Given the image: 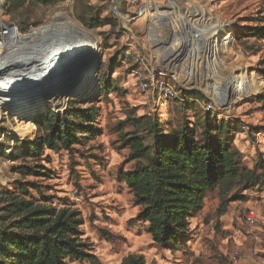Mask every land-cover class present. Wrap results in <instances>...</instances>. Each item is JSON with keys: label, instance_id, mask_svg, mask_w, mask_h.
I'll list each match as a JSON object with an SVG mask.
<instances>
[{"label": "rangeland", "instance_id": "rangeland-1", "mask_svg": "<svg viewBox=\"0 0 264 264\" xmlns=\"http://www.w3.org/2000/svg\"><path fill=\"white\" fill-rule=\"evenodd\" d=\"M216 1L220 6L217 14L226 19L232 18L237 32L236 47L225 54L226 58H222L220 69L216 72L223 77H233L235 74L237 82H245L236 89L221 92L220 99L233 100L230 101L232 107H238L234 109L240 112L239 117L234 119L237 122L231 126L227 123L232 119H225V138L240 151L241 169L264 173V103L256 98L264 92V80L256 73L257 67L264 66V41L250 34L252 29L264 26V0ZM58 12L90 33L99 60L95 56L92 58L95 72L87 77L66 70L61 71V75L55 74L54 82L45 88L51 92V96L46 97L34 112L16 115V120L9 114H2L0 188L23 184L29 189V195L39 202L80 212L83 218L80 227L83 249L95 257L96 264H120L122 258L130 253L142 254L145 264H211L201 259L193 248L195 241L198 239L207 244L210 250L207 248L203 256L209 258V252L221 253L213 247L217 241L226 240V244H230L234 230L240 236L238 242L232 241L231 253L238 248L240 258L246 239L243 238L246 236L244 229L251 228L243 220L244 211L254 208L258 216L254 225L261 226L259 232L264 239V185L254 183L247 187V183L238 181L229 194L220 195L217 189L208 193L204 204L208 212L205 215L196 213L191 217L190 232L174 240L173 248L171 242L165 246L153 242L145 225L136 219L139 207L134 205L131 191L120 178L121 172L135 165L134 161L128 160L130 149L124 143L127 134L136 131L145 145H152L155 131L169 134L183 125H189L198 141L203 143L206 129L219 124L220 120L215 112L207 114L203 111L201 106L206 99L202 90L191 91V98L199 101H190L186 106L190 108L186 111L177 100L161 101L154 106L152 96L136 89L134 79L125 75L116 61L119 43L115 39L114 29L105 25L98 28L88 25L91 19L111 18L106 0H58L54 4H27L16 9L3 6L4 18L24 33L30 26L39 27L49 23ZM67 40L72 41L71 38ZM82 52L86 54V51ZM90 66H86V69ZM251 70L254 77L248 81ZM72 99L78 101H70ZM69 106L73 111L92 108L96 112L92 127L98 134L95 137L87 136L89 138L84 134L82 143L72 146L70 150L61 148L52 151L45 148L38 158L18 159L16 154L20 145L43 137L48 132L46 119L37 124L39 115L41 118L46 114L60 115ZM29 118H33L35 127L25 133L24 127H27ZM238 188L242 190L240 195ZM232 194L235 199L229 201ZM220 202L227 204L221 213L218 212ZM233 209L240 214H236L237 218L230 223L227 214ZM203 226H208L209 230L203 232ZM231 253L226 255L227 262L234 264L229 260ZM221 257H224L223 253ZM64 263L92 264L87 259H66Z\"/></svg>", "mask_w": 264, "mask_h": 264}, {"label": "trees", "instance_id": "trees-1", "mask_svg": "<svg viewBox=\"0 0 264 264\" xmlns=\"http://www.w3.org/2000/svg\"><path fill=\"white\" fill-rule=\"evenodd\" d=\"M57 2L3 0V6L16 9L27 4ZM88 25L95 28L105 25L114 29L116 21L95 18ZM236 33L235 25V37ZM250 34L264 41V26L252 29ZM256 73L264 80V66L257 67ZM191 91L187 92L190 96ZM256 98L264 103V92ZM188 104L182 103L181 107L185 109ZM72 109L69 106L60 115L46 114L43 118L39 115L37 124L46 119L48 132L20 145L17 158H38L45 148L70 150L82 143L85 135L86 138L95 137L98 131L92 126L96 112L92 108ZM229 122L227 124L231 126L237 121ZM224 123L226 121L221 119L219 124L207 128L203 143L198 141L189 125L169 134L155 131L152 145H145L136 131L127 134L124 143L130 149L128 160L134 161L135 165L121 172L120 178L131 191L134 205L139 207L136 219L145 225L155 244L165 246L171 242L173 248L174 240L187 235L191 217L202 210L204 199L211 190L217 189L220 195L229 194L238 181L247 183V187L254 183L264 185V173L240 168L241 153L232 141L225 138ZM30 124L33 130V118ZM238 189L240 195L242 190ZM29 194V189L19 183L12 188H0V264H65L66 259H87L96 264L95 257L83 249L80 212L39 202ZM229 198V201L235 199L233 194ZM224 203L220 202L219 213L225 211L227 204ZM120 264H145V257L130 253Z\"/></svg>", "mask_w": 264, "mask_h": 264}, {"label": "built area", "instance_id": "built-area-1", "mask_svg": "<svg viewBox=\"0 0 264 264\" xmlns=\"http://www.w3.org/2000/svg\"><path fill=\"white\" fill-rule=\"evenodd\" d=\"M106 5L109 16L116 21L114 35L119 43L116 61L124 74L134 79L140 93L153 97L154 106L171 100L180 104L198 102L199 99L191 98L187 93L198 89L206 99L201 106L205 113L215 112L218 120L239 117L240 112L237 113L236 107L231 105L233 100L218 99L217 91H230L245 82L223 87L212 83L219 75L216 71L220 69V61L236 47V23L232 18L217 14L220 6L216 0H106ZM166 9L172 12L164 13ZM174 12L186 18L178 20ZM208 18L217 19L220 28L197 34L196 29L207 23ZM35 28L30 26L26 33L21 32L17 25L4 18L3 0H0V118L2 114H9L16 120V115L21 114L18 111L21 105L24 109L22 114L26 115L34 112L48 97L45 96V88L15 94V81L38 79L49 68L48 59L52 56L49 57L46 41L38 42L37 49L19 52L21 55L14 57L16 38L28 35ZM253 72L248 73L251 75L247 76L248 81L254 77ZM90 73L93 72L87 70L85 77ZM244 212V222L253 227L258 219L256 209ZM208 230V226L202 227L203 232ZM239 236L234 230L232 237L235 242ZM239 254L235 248L229 260L236 262Z\"/></svg>", "mask_w": 264, "mask_h": 264}, {"label": "bare ground", "instance_id": "bare-ground-1", "mask_svg": "<svg viewBox=\"0 0 264 264\" xmlns=\"http://www.w3.org/2000/svg\"><path fill=\"white\" fill-rule=\"evenodd\" d=\"M167 12H172V10L166 9L164 11V13ZM174 15L178 20L186 18V16L176 12H174ZM208 19L210 20L206 21L207 23H205L204 25H199V27L196 29L197 34L207 33L209 29L220 28V23L217 19ZM60 32L62 34H60ZM68 38H71L72 41L67 40ZM41 41H46L49 46V57L52 56L48 59L49 61L47 67L52 65H58V63L60 62L59 68L62 69L58 72V74H60L61 71L66 70L68 72L77 74V76H85L87 71L86 67H80L78 65L73 64L70 58L75 57L74 54L78 56L82 51H86L85 56L88 58H92L93 56H95V48L92 44L93 40L88 31H83L76 25V23H74V21H72L69 17H66L63 13H55L53 15V20L49 23L35 28V30L29 33L28 35H23L22 37L19 36L16 38V52L14 53V57L20 56L21 54L19 52L22 53L24 51H27L28 49H37V44ZM77 51L78 53L76 54ZM1 52L2 51L0 49V53ZM61 54H63L61 59H57V56ZM237 79L238 77L235 74H233V77H221L218 75L215 76V81H213L212 83H219V85H222L223 87L236 83ZM222 91L226 90L220 89L217 91L218 99H220ZM23 110V105H21L18 111L22 114L24 113ZM31 119L32 118H29L27 122V127H24L25 133H29L32 130L30 124ZM20 130L23 131L22 128Z\"/></svg>", "mask_w": 264, "mask_h": 264}, {"label": "crops", "instance_id": "crops-1", "mask_svg": "<svg viewBox=\"0 0 264 264\" xmlns=\"http://www.w3.org/2000/svg\"><path fill=\"white\" fill-rule=\"evenodd\" d=\"M264 191V189H262ZM207 198L204 199V204L206 203ZM203 204V205H204ZM230 204H232V202H230ZM206 205L203 206L202 210L199 211L197 214L198 215H205L206 212H208L206 210ZM228 208V207H227ZM236 214H240V212L236 209L233 211H230L227 215L230 223L234 220V218L236 217ZM261 230V226H256L254 225L253 227H251L250 229H244V231L246 232V236H244L243 238L244 243L242 244V251H241V257L234 262V264H264V239L263 237H261V233L259 232ZM233 235L230 236V238H232ZM201 238V237H200ZM234 241V240H232ZM230 242L229 245L226 244V240H222V242L217 241L213 247H215V249H217L218 252H221L224 254V257H221V253H211L209 252V256L212 258H205L203 256V253L207 250V248L210 250V248L207 246L206 243L204 242H200L198 239L195 241L193 248L198 251V253L201 256V259H205L206 261H210L211 264H229L227 262L228 258H226V255L231 253L232 249H233V242ZM252 241L256 244L261 243L258 245H252ZM204 244V245H202ZM202 251H200V250ZM260 252V253H259ZM219 254V255H218ZM212 255V256H211ZM220 256V257H219ZM225 261V262H223ZM223 262V263H221Z\"/></svg>", "mask_w": 264, "mask_h": 264}, {"label": "water", "instance_id": "water-1", "mask_svg": "<svg viewBox=\"0 0 264 264\" xmlns=\"http://www.w3.org/2000/svg\"><path fill=\"white\" fill-rule=\"evenodd\" d=\"M77 53H78V51L76 52V54ZM62 56H63V54L57 56V58H61ZM74 56L75 57L70 58L71 61L73 62V64L78 65L80 67L81 66L86 67V66L91 65L89 67V69H87V70H90L93 73L95 72V68H96L95 62L93 61L94 59H92L94 56L92 58H88L84 55L83 52H80V54L78 56L74 54ZM95 57H96V59H98L96 55H95ZM75 58L77 60H73ZM59 69H62V68H59V64L55 65V66L52 65V66H49L48 71L44 75L38 77V79H25V80L18 79L17 81H15V84H14L15 85V94L18 95V94H21L23 92L26 93L30 90H36V89L38 90L39 88H46V87L50 86L52 84V82H54L55 72ZM50 93L51 92L46 91L45 96H48V97L51 96ZM20 102H22V101H20Z\"/></svg>", "mask_w": 264, "mask_h": 264}]
</instances>
